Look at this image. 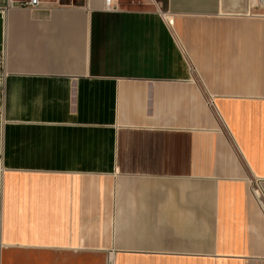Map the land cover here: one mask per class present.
Instances as JSON below:
<instances>
[{
  "label": "crops",
  "instance_id": "0c3cea01",
  "mask_svg": "<svg viewBox=\"0 0 264 264\" xmlns=\"http://www.w3.org/2000/svg\"><path fill=\"white\" fill-rule=\"evenodd\" d=\"M59 1L3 20L0 264H264L250 0Z\"/></svg>",
  "mask_w": 264,
  "mask_h": 264
},
{
  "label": "built area",
  "instance_id": "2783aa9c",
  "mask_svg": "<svg viewBox=\"0 0 264 264\" xmlns=\"http://www.w3.org/2000/svg\"><path fill=\"white\" fill-rule=\"evenodd\" d=\"M251 2V10L248 12V15L258 18L264 19V0H250ZM59 5V0H6V5L8 10L10 7L18 6L23 8H38L42 5ZM106 8L109 10H116L118 8V0H107ZM5 39V37H4ZM4 39H3V47H4ZM254 186V193L260 202L261 206L264 209V191L260 187L259 181H253Z\"/></svg>",
  "mask_w": 264,
  "mask_h": 264
},
{
  "label": "rangeland",
  "instance_id": "374dc122",
  "mask_svg": "<svg viewBox=\"0 0 264 264\" xmlns=\"http://www.w3.org/2000/svg\"><path fill=\"white\" fill-rule=\"evenodd\" d=\"M6 8H7L6 1L0 0V82L2 80V68H3V62H4L3 39H4L5 36H4V22H3V19L5 17V13L7 11ZM0 110H1V104H0ZM0 119H1V113H0Z\"/></svg>",
  "mask_w": 264,
  "mask_h": 264
},
{
  "label": "bare ground",
  "instance_id": "6f19581e",
  "mask_svg": "<svg viewBox=\"0 0 264 264\" xmlns=\"http://www.w3.org/2000/svg\"><path fill=\"white\" fill-rule=\"evenodd\" d=\"M4 20V19H3Z\"/></svg>",
  "mask_w": 264,
  "mask_h": 264
}]
</instances>
